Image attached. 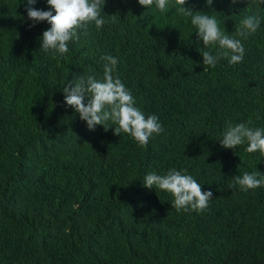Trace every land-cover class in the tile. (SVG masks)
I'll use <instances>...</instances> for the list:
<instances>
[{
	"label": "trees",
	"instance_id": "1",
	"mask_svg": "<svg viewBox=\"0 0 264 264\" xmlns=\"http://www.w3.org/2000/svg\"><path fill=\"white\" fill-rule=\"evenodd\" d=\"M25 7L0 0V264H264V186L243 192L233 179L264 174V155L219 142L226 122L264 128V5L213 0L214 12L189 0L229 35L245 16L261 18L243 62L206 71L200 52L219 46L205 48L171 4L106 0L101 15L115 17L81 31L63 56L40 50L50 25L32 27ZM34 7L51 10L47 0ZM105 56L164 128L146 146L111 121L90 131L65 104L64 87L101 78ZM173 168L213 192L206 211L178 212L172 194L144 187L146 174Z\"/></svg>",
	"mask_w": 264,
	"mask_h": 264
},
{
	"label": "clouds",
	"instance_id": "2",
	"mask_svg": "<svg viewBox=\"0 0 264 264\" xmlns=\"http://www.w3.org/2000/svg\"><path fill=\"white\" fill-rule=\"evenodd\" d=\"M139 4L148 9L155 5L161 12H166L171 4L179 15L191 18V24L196 27L200 41L208 48L218 45L219 50L213 54L211 51L200 52L203 64L207 67H216L221 59H227L230 65L243 62L246 50L243 42L255 34L261 26L258 14L247 15L241 21L234 34H226L220 27L221 21L216 16L197 12L188 7L189 0H138ZM240 0H231L233 5ZM249 7L252 4L264 5V0H247ZM37 0H25V11L31 20L32 27L37 23L47 21L50 28L42 34L41 49L44 52L52 51L61 56L69 52V43L79 40L81 31L87 32L94 24L100 30L107 23L104 14L106 0H47L51 10H37L34 5ZM210 10L213 0H206ZM55 13V14H54ZM104 13V12H103ZM232 16L223 13V22L226 23ZM106 61L103 76L98 78L95 74L76 77L64 87L65 104L74 108L82 121H85L90 131H95L97 125L104 126L111 121L114 134L126 133L139 145L146 146L154 135L164 132V128L155 114L145 115L136 106V100L116 72L118 59L112 56L102 57ZM251 119L247 123L232 124L226 122L223 137L219 140L221 147L236 149L247 142L248 153L260 152L264 155V128L250 127ZM235 186L240 191L247 192L264 186V174L245 172L242 176L233 177ZM144 187L164 191L174 197L172 208L183 212H203L213 200L212 191H203V187L186 170L170 169L166 174L148 173L143 179Z\"/></svg>",
	"mask_w": 264,
	"mask_h": 264
}]
</instances>
